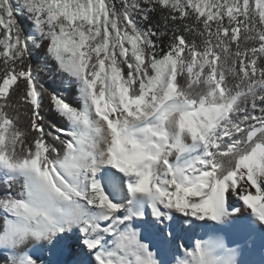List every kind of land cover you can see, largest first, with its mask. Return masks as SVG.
Wrapping results in <instances>:
<instances>
[{
    "label": "snow or ice",
    "instance_id": "snow-or-ice-1",
    "mask_svg": "<svg viewBox=\"0 0 264 264\" xmlns=\"http://www.w3.org/2000/svg\"><path fill=\"white\" fill-rule=\"evenodd\" d=\"M44 252L264 264V0H0V264Z\"/></svg>",
    "mask_w": 264,
    "mask_h": 264
},
{
    "label": "bare ground",
    "instance_id": "bare-ground-1",
    "mask_svg": "<svg viewBox=\"0 0 264 264\" xmlns=\"http://www.w3.org/2000/svg\"><path fill=\"white\" fill-rule=\"evenodd\" d=\"M69 253H53V254H50V253H48V252H44L43 254H42V259L46 262V264H47V262H60V261H62V260H64L66 257H67V255H68ZM70 255V254H69ZM72 260V256L71 257H69V260H68V264H70V261Z\"/></svg>",
    "mask_w": 264,
    "mask_h": 264
},
{
    "label": "rangeland",
    "instance_id": "rangeland-1",
    "mask_svg": "<svg viewBox=\"0 0 264 264\" xmlns=\"http://www.w3.org/2000/svg\"><path fill=\"white\" fill-rule=\"evenodd\" d=\"M71 256H72L71 254L70 255L68 254L64 260L59 262V264H68L69 257H71Z\"/></svg>",
    "mask_w": 264,
    "mask_h": 264
},
{
    "label": "trees",
    "instance_id": "trees-1",
    "mask_svg": "<svg viewBox=\"0 0 264 264\" xmlns=\"http://www.w3.org/2000/svg\"><path fill=\"white\" fill-rule=\"evenodd\" d=\"M40 79H41L42 81H44V80L47 79V77H45V76H43V74H41ZM69 99H71V97H69Z\"/></svg>",
    "mask_w": 264,
    "mask_h": 264
}]
</instances>
